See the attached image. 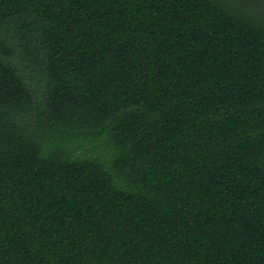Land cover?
Returning <instances> with one entry per match:
<instances>
[{"label":"trees","instance_id":"trees-1","mask_svg":"<svg viewBox=\"0 0 264 264\" xmlns=\"http://www.w3.org/2000/svg\"><path fill=\"white\" fill-rule=\"evenodd\" d=\"M0 264H264L260 0H0Z\"/></svg>","mask_w":264,"mask_h":264},{"label":"flooded vegetation","instance_id":"flooded-vegetation-1","mask_svg":"<svg viewBox=\"0 0 264 264\" xmlns=\"http://www.w3.org/2000/svg\"><path fill=\"white\" fill-rule=\"evenodd\" d=\"M261 2H263V4H264V0H260Z\"/></svg>","mask_w":264,"mask_h":264}]
</instances>
